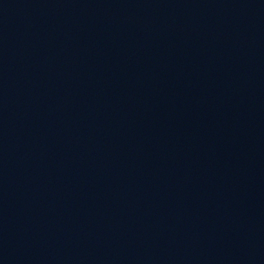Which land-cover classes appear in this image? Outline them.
Listing matches in <instances>:
<instances>
[{
  "label": "water",
  "instance_id": "obj_1",
  "mask_svg": "<svg viewBox=\"0 0 264 264\" xmlns=\"http://www.w3.org/2000/svg\"><path fill=\"white\" fill-rule=\"evenodd\" d=\"M0 264H264V0H0Z\"/></svg>",
  "mask_w": 264,
  "mask_h": 264
}]
</instances>
